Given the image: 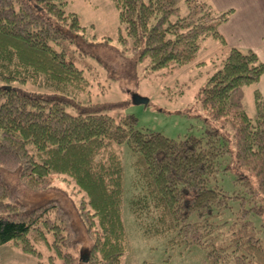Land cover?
<instances>
[{
	"label": "trees",
	"instance_id": "1",
	"mask_svg": "<svg viewBox=\"0 0 264 264\" xmlns=\"http://www.w3.org/2000/svg\"><path fill=\"white\" fill-rule=\"evenodd\" d=\"M112 1L124 27L123 52L132 53L135 67L148 62L151 71L191 64L208 39L226 45L219 27L234 12L200 0ZM67 5L0 0V247L40 264H122L129 250L121 155L127 145L140 180L133 212L139 222H152L150 235L173 234L175 245L201 249L205 264H264L261 230L250 219L264 216V102L257 93L254 117L244 107L245 88L258 83L264 62L253 51L230 48L199 94L226 136L218 128L207 142L173 140L137 129L134 116L115 118L109 106L80 99L89 82L67 50L95 58L104 47L117 49L109 38L89 40ZM228 139L238 181L251 187L253 175L262 196L261 204L242 205L234 217H227L231 196L211 187L227 152L221 141ZM55 177L82 195L78 204L53 185ZM19 185L52 197L30 205Z\"/></svg>",
	"mask_w": 264,
	"mask_h": 264
},
{
	"label": "rangeland",
	"instance_id": "2",
	"mask_svg": "<svg viewBox=\"0 0 264 264\" xmlns=\"http://www.w3.org/2000/svg\"><path fill=\"white\" fill-rule=\"evenodd\" d=\"M66 1V9L75 12L87 28L86 37L89 40L103 42L109 38V43L117 49L104 47L95 58L81 56L76 49L67 50L69 59L85 71L89 82L88 89L80 99L109 106L107 113L115 118L134 116L137 129L160 133L173 140L194 136L207 142L214 135L213 129L218 128L226 136L228 129L220 128L221 120L211 119L208 111L202 107L199 94L207 79L222 67L229 50L227 46L215 39H208L189 65L162 71H151L148 62L135 67L134 62L129 60L132 53L129 50L123 52L127 46L122 44L119 37L120 30L125 35L124 27L120 24L118 10L112 0ZM0 86L3 84L0 83ZM15 86L28 91L37 90V87L31 85L17 83ZM136 96L144 99L145 103H136ZM244 107L249 117L255 116L253 86L245 88ZM221 143L227 146V152L220 161L217 181L211 187L217 185L231 196V210L227 211V217H234L242 205L250 208L256 203L261 204L262 196L253 175L250 176L251 187H247L243 180L238 181L240 173L234 165V148L229 139ZM121 155L124 165L123 220L129 245L122 264H205V254L201 249L175 245L172 242L173 234L150 235L147 228L152 222L148 219L142 222L137 220L132 202L140 193V185L137 184L139 178L133 165L134 157L127 145L121 147ZM12 181L16 183L13 178ZM53 185L63 188L67 191L66 196L69 195L75 203H79L82 195L76 193L71 183L55 177ZM18 188L21 199L33 206L52 197L49 192L37 194L20 185ZM250 219L261 230L260 237L264 241V216L252 215ZM0 264L40 263L16 248L2 246Z\"/></svg>",
	"mask_w": 264,
	"mask_h": 264
},
{
	"label": "crops",
	"instance_id": "3",
	"mask_svg": "<svg viewBox=\"0 0 264 264\" xmlns=\"http://www.w3.org/2000/svg\"><path fill=\"white\" fill-rule=\"evenodd\" d=\"M221 12L233 10L229 21L220 27L228 49L253 51L264 62V0H211ZM264 102V74L253 86L254 104L256 94ZM11 247V246H9Z\"/></svg>",
	"mask_w": 264,
	"mask_h": 264
},
{
	"label": "water",
	"instance_id": "4",
	"mask_svg": "<svg viewBox=\"0 0 264 264\" xmlns=\"http://www.w3.org/2000/svg\"><path fill=\"white\" fill-rule=\"evenodd\" d=\"M135 102L136 103H145V100L144 99H142V98H140V97H138V96H136V98H135Z\"/></svg>",
	"mask_w": 264,
	"mask_h": 264
}]
</instances>
